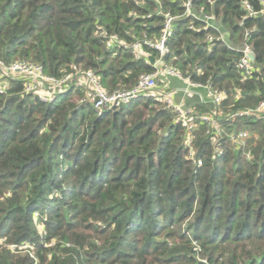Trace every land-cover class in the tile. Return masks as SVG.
Returning <instances> with one entry per match:
<instances>
[{"label": "trees", "instance_id": "16d2710c", "mask_svg": "<svg viewBox=\"0 0 264 264\" xmlns=\"http://www.w3.org/2000/svg\"><path fill=\"white\" fill-rule=\"evenodd\" d=\"M185 1L0 0L5 63L52 76L74 64L107 91L128 89L154 67L107 50L106 36L152 40L170 13L164 62L226 95L219 105L185 100L214 114L221 132L215 145L197 121L185 145L175 113L154 98L98 114L77 106L78 89L43 102L12 81L0 94V264H264V116H220L264 100V16L241 0H191L196 16L213 14L230 50L184 15ZM248 1L255 11L264 2ZM244 43L255 58L247 80L235 69ZM242 130L250 137L237 148L230 134Z\"/></svg>", "mask_w": 264, "mask_h": 264}, {"label": "built area", "instance_id": "2783aa9c", "mask_svg": "<svg viewBox=\"0 0 264 264\" xmlns=\"http://www.w3.org/2000/svg\"><path fill=\"white\" fill-rule=\"evenodd\" d=\"M185 16H192L194 19L200 20L204 28H212L217 32L216 40H222L228 49H233L232 44L226 41L225 32L220 30V25L217 24L213 14H204L201 17L196 16L190 10L191 0L185 1ZM260 10L255 11L248 0H241L243 9L247 11L249 16L261 14L264 16V2H260ZM175 16L170 13L164 14L162 30L159 37L152 40H133L130 43L117 37L115 34L106 36V49L114 51L123 49L130 51L136 59H144L145 63H150V55L144 49V46L157 52L158 57L153 58L154 71L150 74L140 75L137 82L128 89H115L107 91L100 84L98 77L91 71L85 70L77 65H69L62 68L60 75L52 76L43 71V68L37 64L26 60H14L5 63L0 59V94L8 91L12 81H20L22 83V94L32 95L39 101L54 102L59 97L65 96L75 90L81 91V96L76 100L77 106L88 107L94 109L98 114H102L108 110H114L122 105L140 98L151 97L157 101L163 102L166 109L175 113L174 123L180 124L185 131V145H190L193 139V131L196 129V122L200 121L206 125V134L209 136L211 143L217 145L219 143L220 127L214 114L198 113L194 108L184 107L185 97L197 96L201 103H211L219 105L225 99V92L213 89L209 84L194 82L188 75L180 73L177 69L169 66L163 60L164 54L167 52L166 43L174 32ZM190 29L193 25L189 26ZM248 35L249 31L246 30ZM214 38L208 37V41L212 42ZM240 57L235 63V69L241 76L242 80H247L252 77L254 67L253 50L248 43H244L238 50ZM13 76V79H10ZM175 77L185 83L182 88H168V82L165 77ZM163 78L164 86L158 89L157 79ZM10 79V80H9ZM182 92L179 100H175L177 92ZM227 120L236 118H261L264 116V100L252 107H244L234 110L232 113L222 115ZM219 116V117H220ZM250 137L247 130L239 131L238 133L230 134V139L235 147H242ZM215 152L220 155L222 150L215 149ZM189 155L193 156V150L190 149ZM246 157H250V152H247ZM31 247L28 244L19 247ZM12 246L11 248H13ZM34 258V257H33Z\"/></svg>", "mask_w": 264, "mask_h": 264}, {"label": "rangeland", "instance_id": "374dc122", "mask_svg": "<svg viewBox=\"0 0 264 264\" xmlns=\"http://www.w3.org/2000/svg\"><path fill=\"white\" fill-rule=\"evenodd\" d=\"M13 78H14L13 76H10V79H13ZM165 78H166V80H168V88H170V89L171 88H179L180 89V88L185 86L184 82H182L181 80H178L175 77L169 76V77H165ZM163 81H164L163 78H158L157 79L158 86L161 85L163 87L164 86V82ZM181 95H182V92L179 91V93L177 92V94H176V96L174 98L179 97ZM187 99H188V97H185V100H187Z\"/></svg>", "mask_w": 264, "mask_h": 264}, {"label": "crops", "instance_id": "0c3cea01", "mask_svg": "<svg viewBox=\"0 0 264 264\" xmlns=\"http://www.w3.org/2000/svg\"><path fill=\"white\" fill-rule=\"evenodd\" d=\"M166 81L168 82V80H166ZM158 89H162V86H161V85H160V86H158ZM175 96H176V95H175ZM179 98H180V96H179V97H176V98H175V100H176V101H178V100H179Z\"/></svg>", "mask_w": 264, "mask_h": 264}, {"label": "water", "instance_id": "95a60500", "mask_svg": "<svg viewBox=\"0 0 264 264\" xmlns=\"http://www.w3.org/2000/svg\"><path fill=\"white\" fill-rule=\"evenodd\" d=\"M153 60H154V59H153V57H152V58H150V63H151V64L153 63Z\"/></svg>", "mask_w": 264, "mask_h": 264}]
</instances>
